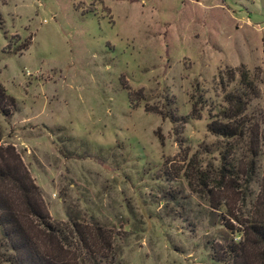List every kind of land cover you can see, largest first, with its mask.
<instances>
[{
    "label": "rangeland",
    "instance_id": "374dc122",
    "mask_svg": "<svg viewBox=\"0 0 264 264\" xmlns=\"http://www.w3.org/2000/svg\"><path fill=\"white\" fill-rule=\"evenodd\" d=\"M0 85V143L49 219L90 239H69L77 264H223L209 247L237 240L264 174V0H0ZM227 94L260 134L231 192L206 129Z\"/></svg>",
    "mask_w": 264,
    "mask_h": 264
},
{
    "label": "trees",
    "instance_id": "16d2710c",
    "mask_svg": "<svg viewBox=\"0 0 264 264\" xmlns=\"http://www.w3.org/2000/svg\"><path fill=\"white\" fill-rule=\"evenodd\" d=\"M244 72L239 79L246 83ZM250 89V83L246 85ZM251 94V93H250ZM261 95L264 101V87ZM12 97L6 95L0 85V113L7 115L12 108ZM226 107L220 118L211 119L206 129L211 134L224 139L219 153V175L224 178L227 191H234L237 182L247 186L254 175L260 134L257 125L239 116L243 109L239 99L225 95ZM191 116L196 114L190 111ZM242 143L249 160L233 164L236 144ZM264 174L257 181L256 194H243L238 200L239 208H234L237 216L232 219L235 226L232 232L236 241L216 248L210 245L212 256L223 264H264ZM247 200L248 204L245 203ZM248 205V209H246ZM230 226V224H229ZM0 247L3 248V261L9 264H77L70 253L73 239L81 243L82 251L88 237L83 236L76 221L67 225L49 219L41 200L40 191L23 166L19 156L10 144L0 143ZM72 239V242L69 241ZM99 241V240H98Z\"/></svg>",
    "mask_w": 264,
    "mask_h": 264
}]
</instances>
